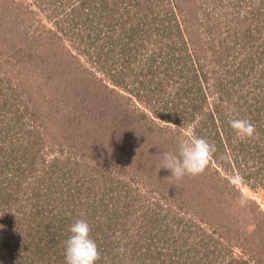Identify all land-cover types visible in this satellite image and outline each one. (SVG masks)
<instances>
[{"label": "rangeland", "instance_id": "374dc122", "mask_svg": "<svg viewBox=\"0 0 264 264\" xmlns=\"http://www.w3.org/2000/svg\"><path fill=\"white\" fill-rule=\"evenodd\" d=\"M185 136L217 158L166 179ZM76 219L96 264H264V0H0V264H65Z\"/></svg>", "mask_w": 264, "mask_h": 264}, {"label": "clouds", "instance_id": "9594fccd", "mask_svg": "<svg viewBox=\"0 0 264 264\" xmlns=\"http://www.w3.org/2000/svg\"><path fill=\"white\" fill-rule=\"evenodd\" d=\"M229 126L241 139L252 138L256 131L255 125L244 118L230 119ZM214 152L215 145L206 138L185 136L180 139L176 151L160 154L159 170H170L171 175L166 178L169 180H181L185 176L195 177L205 172ZM68 231L70 235L63 242L65 264H96L100 259V251L91 236L90 224L84 219H76Z\"/></svg>", "mask_w": 264, "mask_h": 264}, {"label": "trees", "instance_id": "16d2710c", "mask_svg": "<svg viewBox=\"0 0 264 264\" xmlns=\"http://www.w3.org/2000/svg\"><path fill=\"white\" fill-rule=\"evenodd\" d=\"M114 110H119L118 112H119V116L121 117V118H117V124H116V126L114 127V130L112 131L120 140H121V142H119V143H121L120 145H119V149L116 151V153H117V155L118 156H120V157H126V156H129L132 152H133V150L135 149V147H136V145H135V143H136V141L134 140V138H133V135L135 136L136 134L135 133H133V132H131V125H133L134 123L133 122H131V118H130V112L129 111H127L125 108H124V106L123 105H121V107H120V109H116V108H114ZM124 110H125V113H124ZM34 115L35 116H33V122H37V120L35 119V117L36 118H39V117H41L40 118V120H44L45 118L43 117L42 118V115H41V113L39 112V111H36V112H34ZM147 115L145 114V117H146ZM147 118H149V116H147ZM144 126H143V133H142V135L145 137V139H147V135H146V133H145V129H149V131H151V130H153V125L151 124V122H154L153 120H150V118H149V120L148 119H146V122L144 121V122H142V120H139ZM38 123H40V122H38ZM152 128V129H151ZM158 130H160V132H164V130L161 128V127H159V126H157L156 127ZM150 135V134H149ZM136 138V137H135ZM149 138H152L151 136H149ZM119 140V141H120ZM141 140V139H140ZM218 140H219V144L221 145L220 146V148L219 149H222V150H224V148H225V145H224V142H223V140H222V138H220V135L218 136ZM146 141V140H145ZM150 141V140H149ZM118 143V144H119ZM143 142H138V146H140L141 144H142ZM153 144V143H152ZM135 145V146H134ZM147 145H151V142H148L147 144H146V146ZM132 151V152H131ZM216 158H217V154H213ZM123 162V161H122ZM228 182V181H227ZM228 184H229V186H232V184L233 183H229L228 182ZM89 223V222H88ZM90 224V223H89ZM92 225V224H91ZM54 242H53V240H51V241H49V242H47V240L44 242V247H50V245L51 244H53Z\"/></svg>", "mask_w": 264, "mask_h": 264}]
</instances>
